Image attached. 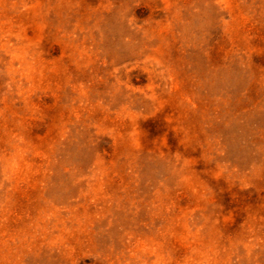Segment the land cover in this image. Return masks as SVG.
I'll list each match as a JSON object with an SVG mask.
<instances>
[{
    "label": "rangeland",
    "instance_id": "374dc122",
    "mask_svg": "<svg viewBox=\"0 0 264 264\" xmlns=\"http://www.w3.org/2000/svg\"><path fill=\"white\" fill-rule=\"evenodd\" d=\"M0 264H264V0H0Z\"/></svg>",
    "mask_w": 264,
    "mask_h": 264
}]
</instances>
